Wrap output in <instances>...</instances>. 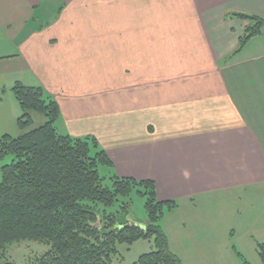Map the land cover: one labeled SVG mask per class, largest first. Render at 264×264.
I'll list each match as a JSON object with an SVG mask.
<instances>
[{
  "label": "crops",
  "instance_id": "1",
  "mask_svg": "<svg viewBox=\"0 0 264 264\" xmlns=\"http://www.w3.org/2000/svg\"><path fill=\"white\" fill-rule=\"evenodd\" d=\"M228 12L264 0H0V137L20 133L13 84L40 86L55 125L161 201L264 194V34L236 52L246 22ZM210 230L165 225L182 264H210Z\"/></svg>",
  "mask_w": 264,
  "mask_h": 264
},
{
  "label": "trees",
  "instance_id": "2",
  "mask_svg": "<svg viewBox=\"0 0 264 264\" xmlns=\"http://www.w3.org/2000/svg\"><path fill=\"white\" fill-rule=\"evenodd\" d=\"M234 18L246 22L237 52L250 38L264 34V16L225 14V19ZM11 91L22 114L16 119L20 133L0 137V160L8 154L13 157L0 166V264H14L6 250L22 240L50 245L33 264H110L116 244L150 237L155 250L132 264H182L159 225L164 209H174L176 202L159 200L155 182L149 179L114 175L106 186L98 167L112 162L103 149L90 154L97 140L59 134L55 128L58 105L40 86L15 82ZM31 113L42 114L45 122L32 128ZM136 188L146 200L144 229L118 223L116 214L105 211ZM98 205L105 208L101 214ZM129 206L130 202H124L122 209L127 212ZM256 250L264 262V239Z\"/></svg>",
  "mask_w": 264,
  "mask_h": 264
},
{
  "label": "rangeland",
  "instance_id": "3",
  "mask_svg": "<svg viewBox=\"0 0 264 264\" xmlns=\"http://www.w3.org/2000/svg\"><path fill=\"white\" fill-rule=\"evenodd\" d=\"M249 84H251L250 81L246 83V87ZM31 116L33 119L32 128L43 124L46 120L39 113H31ZM55 128L59 134H66L59 124L55 125ZM87 136L93 137L92 135H83L80 138ZM101 149L102 145L97 142L96 147H91L90 154L93 156ZM12 160V155L8 154L0 160V166L9 164ZM98 172L105 179L104 184L110 186L109 178L116 175L113 167L100 165ZM138 190L139 188L134 189L129 197H119L113 206L106 209L98 205L97 212L101 214L105 209L107 213L116 214L118 223L125 224L132 221L141 225L142 229H144L148 224L144 207L146 200L145 197L137 193ZM124 202H130L127 212L122 209ZM177 205L172 210L164 209L163 215L159 220V225L165 234V225L169 224L173 230L177 222L180 223L181 228H185L184 232L186 233L190 232L191 226L195 230H203L205 227H210L212 230L207 231V236L214 240V243L209 244L213 255L210 264H264L254 246V243L256 244L255 240L260 239L259 236H264V194L262 191L249 189L244 194L235 196L231 194L203 198L194 197L189 199L186 205L181 203V201H177ZM169 232L173 235L174 231ZM261 238L260 240L264 239L263 237ZM49 249V244L22 240L11 243L7 247L6 256L14 264H33L37 256L42 255ZM224 249H228L231 255H234H232L234 260L230 261L228 257L222 260L219 259L217 253H223ZM153 250H155L153 237L139 238L130 244L125 242L118 243L116 244V252L111 254L110 264H132L140 255ZM226 261L228 263H225Z\"/></svg>",
  "mask_w": 264,
  "mask_h": 264
},
{
  "label": "water",
  "instance_id": "4",
  "mask_svg": "<svg viewBox=\"0 0 264 264\" xmlns=\"http://www.w3.org/2000/svg\"><path fill=\"white\" fill-rule=\"evenodd\" d=\"M126 226H137V227H140V228H142V227H141V225H139V224H136L135 222H132V221H131V222H130V221H129V222H127Z\"/></svg>",
  "mask_w": 264,
  "mask_h": 264
}]
</instances>
